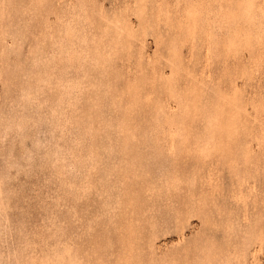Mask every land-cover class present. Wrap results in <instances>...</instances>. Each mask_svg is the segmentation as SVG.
<instances>
[{
    "label": "rangeland",
    "instance_id": "1",
    "mask_svg": "<svg viewBox=\"0 0 264 264\" xmlns=\"http://www.w3.org/2000/svg\"><path fill=\"white\" fill-rule=\"evenodd\" d=\"M0 264H264V0H0Z\"/></svg>",
    "mask_w": 264,
    "mask_h": 264
}]
</instances>
